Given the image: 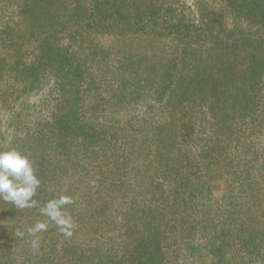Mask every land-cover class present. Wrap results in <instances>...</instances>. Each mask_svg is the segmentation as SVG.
<instances>
[{
	"label": "trees",
	"instance_id": "obj_1",
	"mask_svg": "<svg viewBox=\"0 0 264 264\" xmlns=\"http://www.w3.org/2000/svg\"><path fill=\"white\" fill-rule=\"evenodd\" d=\"M9 148L41 184L0 264H264V0H0Z\"/></svg>",
	"mask_w": 264,
	"mask_h": 264
},
{
	"label": "clouds",
	"instance_id": "obj_2",
	"mask_svg": "<svg viewBox=\"0 0 264 264\" xmlns=\"http://www.w3.org/2000/svg\"><path fill=\"white\" fill-rule=\"evenodd\" d=\"M41 181L36 175L30 159L15 148L0 150V200L13 204L16 208H31L36 205L35 197ZM74 203L70 195H60L48 200L40 212L54 223L59 231L70 238L75 223L67 214L66 206ZM48 223L38 221L29 232L33 235L46 231ZM38 241H33L34 246Z\"/></svg>",
	"mask_w": 264,
	"mask_h": 264
},
{
	"label": "rangeland",
	"instance_id": "obj_3",
	"mask_svg": "<svg viewBox=\"0 0 264 264\" xmlns=\"http://www.w3.org/2000/svg\"><path fill=\"white\" fill-rule=\"evenodd\" d=\"M192 1L193 0H186V2H188L189 4H191ZM210 1H214V0H210ZM204 4H205V1H204V3L202 5L204 6Z\"/></svg>",
	"mask_w": 264,
	"mask_h": 264
}]
</instances>
